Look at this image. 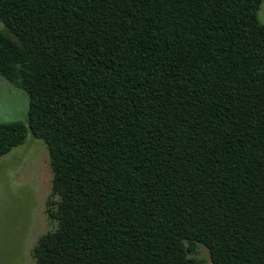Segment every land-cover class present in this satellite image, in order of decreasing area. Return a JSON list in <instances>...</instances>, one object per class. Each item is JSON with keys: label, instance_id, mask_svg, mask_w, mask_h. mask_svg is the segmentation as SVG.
I'll use <instances>...</instances> for the list:
<instances>
[{"label": "trees", "instance_id": "1", "mask_svg": "<svg viewBox=\"0 0 264 264\" xmlns=\"http://www.w3.org/2000/svg\"><path fill=\"white\" fill-rule=\"evenodd\" d=\"M262 1L0 0V158L29 131L53 174L34 264H264Z\"/></svg>", "mask_w": 264, "mask_h": 264}, {"label": "rangeland", "instance_id": "2", "mask_svg": "<svg viewBox=\"0 0 264 264\" xmlns=\"http://www.w3.org/2000/svg\"><path fill=\"white\" fill-rule=\"evenodd\" d=\"M257 16L264 23V0ZM27 110V94L0 76V122L27 124ZM52 179L47 150L29 131L22 145L0 158V264H34L33 245L54 227L45 213L46 203L56 201ZM192 256L197 264H212L200 244Z\"/></svg>", "mask_w": 264, "mask_h": 264}]
</instances>
